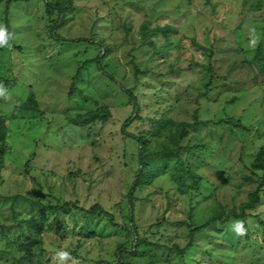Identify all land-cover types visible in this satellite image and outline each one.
<instances>
[{
  "label": "rangeland",
  "instance_id": "rangeland-1",
  "mask_svg": "<svg viewBox=\"0 0 264 264\" xmlns=\"http://www.w3.org/2000/svg\"><path fill=\"white\" fill-rule=\"evenodd\" d=\"M0 24V264H264V0H0Z\"/></svg>",
  "mask_w": 264,
  "mask_h": 264
},
{
  "label": "trees",
  "instance_id": "trees-1",
  "mask_svg": "<svg viewBox=\"0 0 264 264\" xmlns=\"http://www.w3.org/2000/svg\"><path fill=\"white\" fill-rule=\"evenodd\" d=\"M206 2H209V0H206ZM52 8L54 10H58L59 13H63V12L66 11V7L61 6V4H59V2L57 3L56 6H54ZM169 31H173L174 32V29H171V28H169L167 26H164V27L156 28V30H155V32H160L163 35H167V33ZM23 110L25 112L34 113V114L39 113V109L37 107V103H36V100H35L33 94H31L29 96V98L27 99L26 103L23 105ZM97 119L98 120H101L102 118H100L99 115H93V114H91L90 117L86 121H83L82 123H80V125H82V124H90L91 122H93V121H95ZM195 124H196V122L193 125H190V126L192 127ZM235 127L238 128V129H241L243 131H246L247 130V129H245V127H243V126H241L239 124L238 125H235ZM6 136H7L6 125H5L4 121L0 118V144L1 145L5 142ZM157 156H159V154H157ZM2 158H3V151H2V149H0V167H2V164H3L2 163ZM157 159L158 160H162V161L165 160L164 158H157ZM252 166H253V169L255 168V169L261 170V172H262V177H261L262 179L261 180L262 181H261L259 187L264 186V156L258 155L254 159ZM133 189H134V187H132V190ZM131 195H132V192L130 193V197H131ZM258 199H259L258 192H255L254 195H253L252 201L248 204V206L246 208L247 209H251L258 202ZM40 208H41V210H45V207L44 206H40ZM46 209H51V207H46ZM52 211H54V212H61L63 214H66L68 212V210L65 209L64 207H53L52 208ZM90 212L93 213V214L100 212L103 215L110 217V214L107 213L106 211L102 210L98 205H94L91 208ZM39 223H40V221H39ZM202 229H203V227H198V228L192 229L191 232H190V238H192V236L194 234H196L197 232H200ZM189 244H188V246H189ZM178 251L180 253H183L182 249L181 250H178Z\"/></svg>",
  "mask_w": 264,
  "mask_h": 264
},
{
  "label": "clouds",
  "instance_id": "clouds-1",
  "mask_svg": "<svg viewBox=\"0 0 264 264\" xmlns=\"http://www.w3.org/2000/svg\"><path fill=\"white\" fill-rule=\"evenodd\" d=\"M252 33H255V28L250 29ZM9 35L7 32V28L5 25L0 24V46H3L6 43L5 37ZM256 41L254 40L252 42L253 46L255 45ZM7 90L0 85V97H4L5 99L10 98L6 95ZM233 230L236 233V235L243 236L246 233V229L244 228V224L242 221H235L233 224ZM57 257L61 260L67 255L63 250H60L57 252Z\"/></svg>",
  "mask_w": 264,
  "mask_h": 264
}]
</instances>
